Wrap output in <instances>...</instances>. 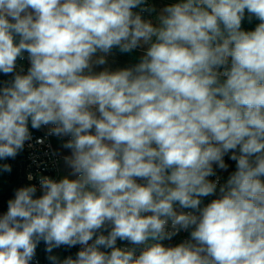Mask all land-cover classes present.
I'll list each match as a JSON object with an SVG mask.
<instances>
[{"label":"clouds","instance_id":"9594fccd","mask_svg":"<svg viewBox=\"0 0 264 264\" xmlns=\"http://www.w3.org/2000/svg\"><path fill=\"white\" fill-rule=\"evenodd\" d=\"M153 12L149 0H0V73L13 76L0 86V161L43 128L69 170L14 190L0 264H33L41 243L49 264H264V0ZM114 48L143 54L94 71ZM181 231L189 239L162 243Z\"/></svg>","mask_w":264,"mask_h":264},{"label":"built area","instance_id":"2783aa9c","mask_svg":"<svg viewBox=\"0 0 264 264\" xmlns=\"http://www.w3.org/2000/svg\"><path fill=\"white\" fill-rule=\"evenodd\" d=\"M150 2L151 0H149V4ZM28 67H30V62L28 59V54L25 52L23 54V59L18 58L17 60V69L25 71ZM31 131L32 141L30 143L32 144V147H28L27 145L25 146V149L22 152V161L19 166L20 173L25 178L26 184L38 185V178L40 175H46L59 180L61 177L67 174L69 170L64 166L62 159L63 155L57 150L55 146L54 136H47V130L43 128L40 130ZM38 141H43V143H39ZM29 174H32L34 177L32 181L27 179ZM217 174L220 176V183L222 184V176L218 172ZM209 179L214 180L215 177H210ZM104 234L106 235L107 233L105 232ZM189 236L190 232L181 231L171 240H165L162 243L165 246H169L170 241L175 239H181L185 241L189 239ZM117 247H132V245L128 244L126 241L118 240ZM75 248L77 251L79 250V246ZM37 261L38 264H49L48 260L36 250V257L33 264H36Z\"/></svg>","mask_w":264,"mask_h":264},{"label":"trees","instance_id":"16d2710c","mask_svg":"<svg viewBox=\"0 0 264 264\" xmlns=\"http://www.w3.org/2000/svg\"><path fill=\"white\" fill-rule=\"evenodd\" d=\"M246 16H247V12H246ZM259 23V21L253 19V21L251 23L248 22L247 18L242 22V29L245 31H251L254 30L256 24ZM18 39V38H17ZM113 50H117L118 49H113ZM126 55H128V57L131 59L132 64H135L138 62L139 57L141 56L138 52V50H135L131 53H125ZM29 68V67H28ZM22 71L21 69H16L18 72H22V74H26L27 70ZM13 78L12 74L10 75H4V79H3V83L5 81H10ZM22 156L23 153L21 152L16 158L15 160H8L9 164H11L12 166V172L10 173V176L8 177V179H6L4 177L3 174H0V214H2L3 212L6 211L7 209V200L12 198L13 196V192L16 188L27 185L25 178L21 175L20 170H19V166L20 163L22 161ZM235 170V163L232 162L230 171H234ZM227 174V178L228 175ZM212 199H214V197L210 196V197H206L203 198V203L207 202V201H211ZM61 254H63L65 257L66 256H73V258H75V254L77 253V250L75 247L68 249L65 247H61L59 248ZM37 252H39L42 256L45 255V245L43 243H41L38 248H37Z\"/></svg>","mask_w":264,"mask_h":264},{"label":"crops","instance_id":"0c3cea01","mask_svg":"<svg viewBox=\"0 0 264 264\" xmlns=\"http://www.w3.org/2000/svg\"><path fill=\"white\" fill-rule=\"evenodd\" d=\"M153 6L156 9V12L152 13L153 18L158 14V12L165 7L166 5L176 3L178 0H154L153 1ZM136 11V9H134ZM140 51V49H137ZM108 63L104 66L96 67L94 68V71L99 72L104 70V68H109L112 70H115L117 68H123V67H128L131 66L130 58L128 55L125 53H121L120 51L117 50H112V53L106 57ZM54 143L57 148V150L62 154V155H67L68 153L61 147L62 141L56 137H54ZM65 166V165H64ZM68 174V172H67ZM65 174V175H67ZM223 182V181H222ZM55 255L59 256L61 259L65 258L63 254H61L60 250L57 249L54 253ZM44 257H47V253H45ZM47 259V258H46Z\"/></svg>","mask_w":264,"mask_h":264},{"label":"rangeland","instance_id":"374dc122","mask_svg":"<svg viewBox=\"0 0 264 264\" xmlns=\"http://www.w3.org/2000/svg\"><path fill=\"white\" fill-rule=\"evenodd\" d=\"M154 0H151V2H150V5H152L153 6V2ZM155 4V3H154ZM136 11H138V9H136ZM143 16H144V18L145 19H153V16H152V14L151 15H149L148 13H144L143 14ZM138 52H139V54L140 55H142L143 54V50L142 49H140V51L138 50ZM131 62V59H130V61H129V63ZM131 65H133L132 64V62H131ZM228 163H229V165H230V168H231V165H232V161H227ZM0 163H8L9 164V162H8V160L7 161H0ZM230 168H229V170H228V172H220V171H218V173L222 176V183H224L226 180H227V174L229 173V171H230ZM3 175H4V177L6 178V179H8V177L10 176V174L9 173H2ZM214 198H216V197H214ZM210 201H207V202H204V204H207V203H209ZM184 240H181V239H175V240H172V241H170L169 242V246H176L177 244H179V243H181V242H183ZM56 251V250H55Z\"/></svg>","mask_w":264,"mask_h":264},{"label":"water","instance_id":"95a60500","mask_svg":"<svg viewBox=\"0 0 264 264\" xmlns=\"http://www.w3.org/2000/svg\"><path fill=\"white\" fill-rule=\"evenodd\" d=\"M4 74L0 73V86L3 84Z\"/></svg>","mask_w":264,"mask_h":264}]
</instances>
